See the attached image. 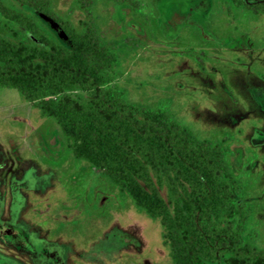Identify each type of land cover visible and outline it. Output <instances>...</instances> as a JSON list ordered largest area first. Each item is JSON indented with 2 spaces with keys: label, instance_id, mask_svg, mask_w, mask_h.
Wrapping results in <instances>:
<instances>
[{
  "label": "rangeland",
  "instance_id": "1",
  "mask_svg": "<svg viewBox=\"0 0 264 264\" xmlns=\"http://www.w3.org/2000/svg\"><path fill=\"white\" fill-rule=\"evenodd\" d=\"M6 1L63 41L42 12ZM136 1L94 0L84 9L79 0H50L77 30L95 23L115 46L102 87L228 148L236 194L252 209L244 235L264 249V12L234 0ZM11 25L18 35L8 37L32 41ZM161 193L168 199L167 186ZM164 233L160 218L73 155L55 118L0 83V264H175Z\"/></svg>",
  "mask_w": 264,
  "mask_h": 264
},
{
  "label": "trees",
  "instance_id": "2",
  "mask_svg": "<svg viewBox=\"0 0 264 264\" xmlns=\"http://www.w3.org/2000/svg\"><path fill=\"white\" fill-rule=\"evenodd\" d=\"M19 1L56 23L63 41L0 0V83L17 88L43 116L55 118L76 158L99 167L135 205L161 219L175 264H264V249L244 235L252 209L236 194L228 148L194 138L169 113L127 101L124 90L102 87L116 49L95 23L84 21L79 31L52 10L50 0ZM79 1L84 9L94 2ZM234 2L264 12V0ZM11 22L32 41L8 37V32L18 35ZM75 86L89 89L90 97L73 96L68 90ZM165 186L168 199L161 193Z\"/></svg>",
  "mask_w": 264,
  "mask_h": 264
}]
</instances>
